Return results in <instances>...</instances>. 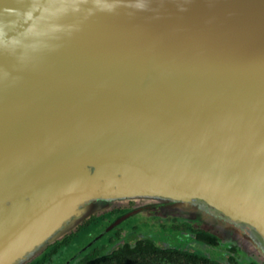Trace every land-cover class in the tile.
<instances>
[{
  "label": "water",
  "instance_id": "water-1",
  "mask_svg": "<svg viewBox=\"0 0 264 264\" xmlns=\"http://www.w3.org/2000/svg\"><path fill=\"white\" fill-rule=\"evenodd\" d=\"M86 1L0 0L2 47L38 48L61 22L84 27L69 14ZM101 7L113 15L93 9L96 28L83 32L100 36L81 51L60 36L68 60L49 81L0 100V264H31L127 201L141 206L106 231L173 220L264 264V0Z\"/></svg>",
  "mask_w": 264,
  "mask_h": 264
},
{
  "label": "rangeland",
  "instance_id": "rangeland-1",
  "mask_svg": "<svg viewBox=\"0 0 264 264\" xmlns=\"http://www.w3.org/2000/svg\"><path fill=\"white\" fill-rule=\"evenodd\" d=\"M89 5H84L80 9H72V13L69 14L70 18H80L81 20H88L87 24L84 26L86 29H95L96 23L99 18L90 19V14L93 9H98V11H104L105 14L113 15V8H102L101 0H91L86 1ZM44 4L51 5L49 2H44ZM5 12L14 13V9L6 8ZM96 13V10L93 11ZM95 17V16H94ZM79 24L76 23H60L55 31V33L50 32L49 30H44L41 35L37 36V42H40V46L38 48L26 47L25 51H22L17 47V49L13 52H6L4 46V37L0 35V100L2 98H7L12 95L17 89H21V87H28L29 85H43L49 81L47 70L51 67H54L58 64L59 61H67L68 58L66 56H59L58 51H66L68 49L61 47L58 45V38L63 37L66 38L69 42H71L77 49L80 48V51L87 47L85 44L88 43V39H92L91 36H100L99 31H90L88 33L83 34L84 27L83 25L78 27ZM76 28L77 31L75 33H70L67 30H72ZM50 32V33H49ZM86 50V49H85ZM75 57L77 56L76 53ZM73 54H68L70 58ZM75 61V60H74ZM95 65V64H94ZM72 67L76 68L77 72L82 68L86 67L83 62H73ZM94 68H91L92 70ZM88 70V69H87ZM72 77L76 78L74 74H71ZM79 83H81L79 81ZM50 89H56L55 86H50ZM119 133V131L111 132V135L115 136ZM141 206L140 204H134L132 201H127L123 204H111L110 209H107L105 212L97 213L91 216L94 218V222L90 225L95 226L97 221L101 222L99 227H95L94 229H89L88 232H85L86 229L81 230L77 235V239H71L68 244L61 249L60 256L54 258L52 260L53 264H74L75 258L81 253V249L85 246L87 240H92L91 244H96L101 238H103L104 242H106V238L108 237L106 234L110 231L105 230V226L109 223V219L105 220L104 218L108 217V215L116 211H127L132 208H138L137 206ZM97 220V221H96ZM149 223L152 224L154 228H147L145 230L140 229L141 227L137 225V221H143L141 219H133L127 220L123 224H121V233L120 236L125 237L126 239L129 236L134 235L137 237L146 236L147 234H151V236H155L161 242H167L171 239V231L162 230L165 227L167 228V224L176 223L173 220H165L161 221L159 219L147 218ZM156 221L160 222L162 225V229L158 226L153 225L151 222ZM155 222V223H156ZM192 228V227H191ZM152 231L153 233H150ZM159 231V232H158ZM162 231V232H161ZM76 234V230L74 231ZM84 234V235H83ZM107 236V237H106ZM176 240L173 243H177L178 246H185V250L192 251L198 255L205 257H212L213 251L206 249L205 247H201L197 244V242L190 241L189 234H178L175 235ZM78 240V241H77ZM118 243V242H117ZM90 244V245H91ZM186 244V245H184ZM82 246V247H81ZM79 250V251H78ZM45 252V250H44ZM42 252V254L44 253ZM217 257L225 261V257L227 253L224 252L223 249L219 250V253H216ZM42 256V255H41ZM40 256V257H41ZM71 258V259H69ZM236 258L238 264H248L249 260H256V257L253 254L245 253V255H239L236 253ZM254 262V261H253Z\"/></svg>",
  "mask_w": 264,
  "mask_h": 264
},
{
  "label": "trees",
  "instance_id": "trees-1",
  "mask_svg": "<svg viewBox=\"0 0 264 264\" xmlns=\"http://www.w3.org/2000/svg\"><path fill=\"white\" fill-rule=\"evenodd\" d=\"M93 219L94 218L90 217L83 221L76 228V234L74 232L70 233L60 242H55L48 246L42 256L31 264H53L52 260L60 256L61 249L64 248L71 239H77L78 233L81 230L86 229L85 232H88L89 229H94L96 227L90 225L94 222ZM121 224L110 229L106 234L108 236H106V242L101 238L96 244H91L81 251L75 258L74 264H236L233 254L237 253V250L234 247H229L228 251L231 255L227 256L225 261H222L215 256L205 257L192 251L179 249L172 245L164 246L147 236H142L135 240L126 239L120 236ZM185 227L192 229L186 225ZM190 235L193 236L196 241L210 247L218 246L216 238L200 230L196 231L194 235L191 232ZM89 240H87V242Z\"/></svg>",
  "mask_w": 264,
  "mask_h": 264
},
{
  "label": "flooded vegetation",
  "instance_id": "flooded-vegetation-1",
  "mask_svg": "<svg viewBox=\"0 0 264 264\" xmlns=\"http://www.w3.org/2000/svg\"><path fill=\"white\" fill-rule=\"evenodd\" d=\"M123 214V212L122 211H116V210H114L113 212H111L109 215H108V217H106V218H104L105 220L107 219H109V223L105 226V229H106V227L115 219V218H117L118 216H120V215H122ZM94 220V219H93ZM97 221V220H96ZM151 222H152V220H151ZM156 222V221H155ZM154 221L152 222L153 223V225H155V226H158L159 225V227L162 229V224L160 223V222H156L155 223ZM101 224V222H98L97 221V223H96V227L98 228L99 227V225ZM137 225L138 226H140L141 228L140 229H142V230H145V229H147V228H154L153 226H152V224L151 223H149V221L148 220H145V221H137ZM165 226H167V228L165 227V229L163 228L162 230H169V231H171V239L169 240V241H165V242H161V241H159L158 239H156V237L153 235V236H151V234H147L146 236L147 237H151L155 242H157V243H161L162 245H164V246H168V245H172V246H174V247H177V248H179V249H184L185 248V246L183 247L182 245H180V246H178L177 245V243L175 244V243H173L175 240H176V238H174L175 237V235H178V234H185V233H187V234H189V238H190V241H193V242H197V244L199 245V246H201V247H205L206 249H209L210 251H213V256H215L216 258H218L217 257V255H216V253H219V248L217 247V245H216V247L214 246V247H210V246H208V245H205V244H203V243H201V242H198V241H196L195 239H194V237L193 236H191L190 234H191V232L193 233V235H194V233L196 232V231H198V230H194V229H189V228H187V227H185V225H180V224H174V223H170V224H167V225H165ZM159 232V231H158ZM162 232V231H161ZM150 233H153L152 231H150ZM137 238H139V237H137V236H134V235H131V236H129V239H131V240H135V239H137ZM74 239H76V238H74ZM184 245H186V244H184ZM187 246V245H186ZM228 249L229 248H224L223 250H224V252H226L227 253V256H229V255H231V254H229V251H228ZM227 256L225 257V259L227 258ZM233 257L235 258V260H236V264H238V261H237V258H236V253L235 254H233ZM219 259V258H218ZM220 260V259H219ZM250 264H253V263H250Z\"/></svg>",
  "mask_w": 264,
  "mask_h": 264
},
{
  "label": "crops",
  "instance_id": "crops-1",
  "mask_svg": "<svg viewBox=\"0 0 264 264\" xmlns=\"http://www.w3.org/2000/svg\"><path fill=\"white\" fill-rule=\"evenodd\" d=\"M236 250H237V249H236ZM251 263L256 264V263H254V262H251Z\"/></svg>",
  "mask_w": 264,
  "mask_h": 264
}]
</instances>
